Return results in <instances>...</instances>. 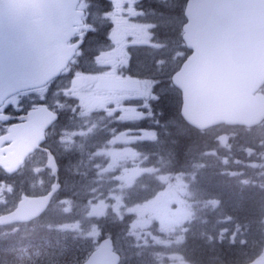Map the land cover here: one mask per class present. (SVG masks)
Listing matches in <instances>:
<instances>
[{"label":"trees","instance_id":"1","mask_svg":"<svg viewBox=\"0 0 264 264\" xmlns=\"http://www.w3.org/2000/svg\"><path fill=\"white\" fill-rule=\"evenodd\" d=\"M83 1L88 11L86 25L89 26L91 23L93 27L85 30L84 43L70 62L69 69L50 84L51 89H56L60 104H53L48 99L45 101L59 112L51 133L55 137L53 142L58 146H61L58 136L69 127H77L82 119L77 100L66 94L64 88L75 71L93 70L89 65L83 68L92 60L91 57L83 58L85 49L88 47L90 54L98 52L103 37V26L95 27L102 20L100 18L89 20V17L90 15L98 17L109 5L108 0ZM185 1L139 0V3L144 4V8L147 7L146 19L154 17L169 20V17H175L178 23L172 31L166 32L161 31L160 24L153 23L148 26L147 30L154 45H142L147 48L148 55L137 61L135 58L138 57V49L141 47L130 46L134 70L132 74L140 83L149 79L153 88L155 95L151 99L153 115L124 122L125 125L123 122H117L116 129L124 127L155 129L162 137L159 138L161 143L156 140H138L136 146L151 154L152 158L156 159L153 161H159L158 152L161 153L165 145L172 151L171 158L166 160L165 165L175 171L194 173L190 183L192 200L196 204L193 206L192 217L180 226L184 237L174 244L172 252L175 250L182 252L184 264H251L264 250V183L259 177L253 178L244 174L243 164L236 162L235 159L237 161L245 159V148L259 147L260 141L264 140V120L252 127L219 124L203 130L193 127L182 117L181 91L173 84L171 76L190 52L181 36L182 23L185 20L183 13ZM127 84L125 82L124 86ZM262 89L264 91V85ZM71 114H75V118L68 119V115ZM226 132L230 134L242 132L243 149L234 147L231 154L219 149L216 137ZM95 133L89 136L87 146L67 151L60 147L61 151L66 153L62 154L51 145L49 131L46 143L57 158L61 185L48 208L39 217L20 223L21 228L14 233L1 235L0 264H80L105 235L117 242L126 234L127 224L124 220H117L111 215L88 217L85 211H78L76 214L64 210L59 202V199L64 197L84 200L90 195L91 186L98 174L97 162L90 155L107 142L109 134L105 132L94 135ZM223 156L226 157L224 161L226 164L222 163ZM46 159L45 157L43 159L45 161L42 160L44 165ZM67 160L71 161L73 168L69 173L62 169ZM214 161L217 163L214 164ZM82 167L87 169L86 174L81 172L84 170ZM45 170L44 172L40 169V172L46 174L48 172L46 179L49 186L53 175L48 168ZM142 179L144 180L143 177ZM136 197L138 200L144 198L137 195ZM196 199L206 201V204H198ZM209 199H216L218 203L212 206L208 203ZM73 221L83 223V232L92 231V224L95 222L100 229L98 240L91 234H79L74 237L59 229V225ZM10 243H20L24 247L15 253L8 249ZM35 250L38 251L37 254L34 253ZM120 264L128 263L121 261Z\"/></svg>","mask_w":264,"mask_h":264},{"label":"rangeland","instance_id":"2","mask_svg":"<svg viewBox=\"0 0 264 264\" xmlns=\"http://www.w3.org/2000/svg\"><path fill=\"white\" fill-rule=\"evenodd\" d=\"M108 4V9L98 17L93 15L89 17V20L96 18L102 20L95 27L103 26L99 51L90 54L86 47L83 57L92 58L83 68L89 65L93 70L75 71L64 88L66 94L77 100L82 119L77 127H69L58 136L61 146L53 142L55 137L51 135L52 128L50 141L57 151H61L60 147L67 151L87 146L89 136L94 132H96L94 135L105 132L109 134L107 142L90 155L97 162L98 174L88 198L75 200L64 197L59 199V202L64 210L76 214L78 211H85L88 217L111 215L117 220H124L127 224L126 234L117 242L114 241L116 249L122 255V263L184 264L182 252L177 250L172 252V250L174 244L184 237L180 226L192 217L193 206L196 204L192 200L190 183L194 173L175 171L165 165L166 160H170L172 151L163 144V151L158 152L159 161H153L156 159H153L151 154L136 146L138 140L160 142L159 138L162 137L155 129L124 127L118 130L115 125L117 122H123L125 125L124 122L153 115L151 107V99L155 97L153 88L149 79L140 83L132 74L134 70L130 46L141 47L138 49V57L135 58L137 61L148 55L147 48L142 45H154L147 30L148 26L153 23L160 24L161 31L166 32L172 31L178 22L175 17H169V20L154 17L146 19L147 7L144 8V4L139 3V0H108ZM79 6L85 8L83 2ZM86 16L88 19V14ZM89 27H93L91 23L89 26L83 25L80 37ZM98 42L99 40L96 45ZM125 82L128 83L126 86H124ZM47 99L53 104H60L56 89L50 87L48 91L13 96L9 102L28 107L34 105L36 101L45 102ZM75 114L68 115V119L75 118ZM243 136L242 132L223 133L216 137L218 148L227 154H231L234 147L243 149L241 142ZM259 144V147L245 148V159L240 161L235 159V161L243 164L244 174L253 178L259 177L264 183V140ZM62 154L66 153L62 152ZM43 159L45 156L39 154L30 160L26 165L27 168L6 176L5 179L0 174V186L4 184L3 192L6 195L5 208L10 204L11 198L14 200L13 196L16 194L17 198L22 192L41 194L50 188L54 178L48 186L46 179L48 172L47 174L40 172V169L45 172L47 168L43 164L45 161ZM222 160V163H225L226 157L223 156ZM215 163L217 161H214ZM62 169L66 173L72 171L71 161L67 160ZM81 172L86 174L87 169ZM136 195L144 196L143 200H138ZM196 200L198 204H206V201ZM208 203L215 206L218 201L209 199ZM83 226V223L73 221L59 225V229L74 237L79 234H91L98 240L100 229L95 222L92 224V231L83 232ZM15 229L1 231L0 237L5 236L6 233H14ZM23 247L20 243H10L8 249L18 253ZM37 252L34 251L35 254ZM251 264H264V250L262 255Z\"/></svg>","mask_w":264,"mask_h":264},{"label":"water","instance_id":"3","mask_svg":"<svg viewBox=\"0 0 264 264\" xmlns=\"http://www.w3.org/2000/svg\"><path fill=\"white\" fill-rule=\"evenodd\" d=\"M81 0H0V105L11 95L58 77L83 38ZM182 39L190 50L171 80L181 91V115L198 129L221 123L254 126L264 119V0H186ZM58 112L41 103L0 136V166L15 173L46 140ZM2 144H7L1 147ZM54 175L41 194H21L0 225L39 217L60 187L59 165L47 149ZM110 236L80 264H119Z\"/></svg>","mask_w":264,"mask_h":264},{"label":"flooded vegetation","instance_id":"4","mask_svg":"<svg viewBox=\"0 0 264 264\" xmlns=\"http://www.w3.org/2000/svg\"><path fill=\"white\" fill-rule=\"evenodd\" d=\"M50 87V83L45 85V86H41V87H37L34 89H29L26 91H22L19 92L13 96L16 95H23V94H28V93H32V92H43V91H48ZM11 96L10 98H8L4 103H2L0 105V136L2 134H4L5 132L8 131V128L15 123H18L22 120H24V118L22 117L30 108L32 107H36L41 103H45L44 101H36V103L34 105H29L28 107L19 105V104H15L12 102H9V100L13 97ZM47 103V102H46ZM7 144H2L1 147H4ZM47 149H49L47 147V143H42V145L37 148L33 153H31L30 155H28V157L25 159V161L21 164L20 168L18 171H16L17 173L21 170H23L27 164H29L30 160H33V158L37 157L39 154L44 155L45 157L47 156ZM51 150V148H50ZM46 165V164H45ZM27 168V167H26ZM0 174L3 176V178L5 179L6 176H11L14 174H10L7 173L4 168H2L0 166ZM4 189V184H2L0 186V214L5 213L7 211H9L10 209H13V207H15L17 201L20 199L21 194H23V192L20 194V196L17 198V194L14 195L13 198L10 199V204L8 205V207L5 208V201H6V195L5 192H3ZM12 228H16L15 230L17 231L18 229H20V222L18 223H10V224H4V225H0V232L4 231L6 229H10L12 230ZM15 231V232H16Z\"/></svg>","mask_w":264,"mask_h":264}]
</instances>
